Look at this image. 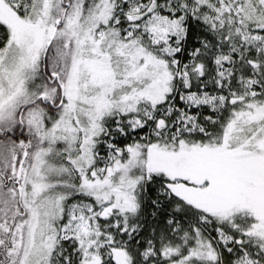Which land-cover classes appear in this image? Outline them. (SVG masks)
<instances>
[{
	"label": "snow or ice",
	"instance_id": "1",
	"mask_svg": "<svg viewBox=\"0 0 264 264\" xmlns=\"http://www.w3.org/2000/svg\"><path fill=\"white\" fill-rule=\"evenodd\" d=\"M0 264H264V0H0Z\"/></svg>",
	"mask_w": 264,
	"mask_h": 264
}]
</instances>
